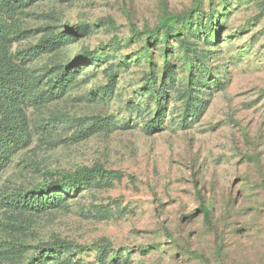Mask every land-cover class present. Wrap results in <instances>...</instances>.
Listing matches in <instances>:
<instances>
[{"label":"rangeland","instance_id":"obj_1","mask_svg":"<svg viewBox=\"0 0 264 264\" xmlns=\"http://www.w3.org/2000/svg\"><path fill=\"white\" fill-rule=\"evenodd\" d=\"M4 18L0 74L37 94L77 71L60 97L20 104L0 264L61 242L47 264H264V0H32ZM92 168L118 174L57 207L10 205Z\"/></svg>","mask_w":264,"mask_h":264},{"label":"trees","instance_id":"obj_2","mask_svg":"<svg viewBox=\"0 0 264 264\" xmlns=\"http://www.w3.org/2000/svg\"><path fill=\"white\" fill-rule=\"evenodd\" d=\"M30 2L32 0H0V40H6L9 28L5 22V18H11L17 5L22 2ZM26 3V2H25ZM66 40L65 36L53 37L45 40L47 50L57 49ZM66 42V41H65ZM185 50L187 45L182 44ZM61 73V76L51 84L48 90L34 94L36 81L31 80L24 75L18 73L17 69L10 68L3 74H0V107L2 109V117L0 118V163L6 162L12 151L18 148L24 141L27 133V123L25 116L20 108V104L24 99L28 98L36 105H42L60 97L70 87L74 78V72ZM45 129V128H44ZM118 173L113 170H105L102 168L86 169L82 173L68 178L65 181L50 184L29 193V196L23 197L21 202L17 197L12 199L11 206H25L27 209L42 211L46 208H53L61 205L66 196H69L71 191L79 188L81 185L93 180L96 176L114 177ZM76 192V191H74ZM21 202L20 205L17 203ZM200 212L206 217L208 216V208L205 205H200ZM69 252V245L65 243H55L54 247L47 249V252L41 253L33 257L28 264H47V259H59L63 252ZM59 264H72L70 261L61 260Z\"/></svg>","mask_w":264,"mask_h":264}]
</instances>
